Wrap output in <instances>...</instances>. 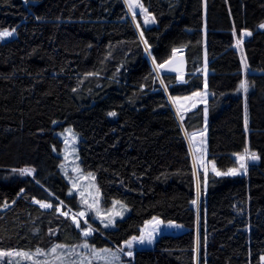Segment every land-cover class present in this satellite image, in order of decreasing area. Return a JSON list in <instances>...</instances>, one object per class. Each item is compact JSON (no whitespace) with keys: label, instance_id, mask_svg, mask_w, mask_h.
<instances>
[{"label":"trees","instance_id":"trees-1","mask_svg":"<svg viewBox=\"0 0 264 264\" xmlns=\"http://www.w3.org/2000/svg\"><path fill=\"white\" fill-rule=\"evenodd\" d=\"M139 2L155 23L139 16L134 23L123 0H0V32L14 34L0 38V250L83 240L55 209L60 202L78 208L56 136L71 127L82 169L95 175L103 203L130 210L113 229L94 223L99 233L89 244L119 248L157 217L186 231L161 235L130 264H264V0ZM245 32L251 35L243 39ZM240 39L251 87L248 146L258 159L244 177L198 174L200 191L204 182L206 189L196 255L195 174L183 130L201 128L204 109L187 113L181 126L166 92L202 89L203 73L160 80L155 67L174 49L204 44L208 159L225 172L246 147ZM25 168L32 177L17 173Z\"/></svg>","mask_w":264,"mask_h":264},{"label":"rangeland","instance_id":"rangeland-1","mask_svg":"<svg viewBox=\"0 0 264 264\" xmlns=\"http://www.w3.org/2000/svg\"><path fill=\"white\" fill-rule=\"evenodd\" d=\"M126 9L135 23L136 20L134 16H139L143 18L144 22L146 17L149 18L145 11H141L139 7H134L131 11H129V4L126 0H123ZM140 3V2H139ZM205 18V12H204ZM151 22L145 24L149 25ZM206 25L203 27V40L205 42L206 39ZM12 33V32H11ZM13 33L10 36L3 37V39H9L13 37ZM248 35H243V39H245ZM243 39H240L241 43L239 47H237V41L235 43V48L239 49L238 54L240 58V63L242 67V80L241 83H245L247 86V91L245 92L243 89H238V94L242 97L243 100V111H244V128L246 131V147L249 149L248 142V110H247V95L250 92L251 87L247 84V67L244 66L243 62L245 61L244 53L240 50L243 45ZM171 62L164 65L163 68L155 67L158 78L161 80L162 75H175V76H187L189 74H193L196 72L203 73V85L202 89L197 90L193 93L187 95H178L171 97L167 92V101L169 103L170 108L172 109L174 115L176 116L179 124L182 126V119L185 115L198 107L202 106L204 109V119L202 123V127L196 130H193L190 133H186L183 130L184 138L187 142L193 170L195 174V200L197 203L193 205L194 210L196 212V227H195V242L196 248L195 253L197 255L198 252V242H199V218H200V202L205 196V187L206 182H204L203 191H200V185L198 182V174L201 172L204 175V178L207 179L208 175H214L213 171L214 163L208 159V150H207V112H205L207 107V100L209 97V92L207 88V75L209 73L207 65L208 58L206 56L205 46L204 44L198 46H192L187 49H179L176 51L171 57ZM171 69V70H170ZM195 93H200V95H195ZM247 121V125L245 124ZM183 129V128H182ZM193 134H196L193 137ZM56 136L62 143V148L59 152V157L61 158V169L64 177L66 178L69 184V197H75L77 202V210H74L60 202L56 207V214L58 217L62 219H66L72 226L79 232L80 237L83 239L81 242L73 245L67 246L63 245V248H58L55 253L51 252L58 244H53L48 249H39L43 254L37 255V250L33 252H26L20 250H10L12 252H23L30 254L31 258L28 256H12V257H3L0 259V263H7L11 260V264H130V259L133 257L134 252L137 250H150L155 246V242L161 235H179L186 231V229L179 224L173 222H163L157 217H154L156 220H159L160 224H155L153 218L147 221L141 230L144 231V234L152 232V243L148 244L145 242L144 244H139L133 242V246L131 249L126 247V242H124L119 248H104L108 249V252H104V249H97L94 245L89 244L88 240L91 238L96 232L99 233L98 229L95 227L94 223L99 225L103 230H110L115 227V223L121 219L126 218L130 210L124 206L122 203H114L107 206L103 203V198L101 192L97 186L96 177L91 172H85L82 169L80 163V157L78 155V146H79V136L72 130L71 127H65L62 131L56 132ZM250 153H253L249 150ZM244 151L240 154H243ZM234 159L236 161V165L234 168L239 169V162L236 160V155H234ZM247 164V169L250 165L257 163L256 160H248L244 161ZM215 169L218 170L216 167ZM246 169V171H247ZM246 171L240 169V174L235 175L238 177H244L246 175ZM221 172V171H220ZM227 172V171H225ZM19 175L20 171L17 172ZM21 176H33V172L31 175H21ZM230 177H235L233 175H228ZM222 177V176H217ZM199 193V195H198ZM34 203V202H33ZM40 207L39 203H34ZM123 206V207H121ZM44 209V208H43ZM47 208L45 210H49ZM57 209L59 211H57ZM60 213H67V216L61 215ZM84 213L81 217L79 214ZM73 219L79 224L77 227V223H73ZM111 221V223H109ZM104 224H108V227H104ZM89 228L92 229V232L89 236L85 237L82 235L83 231H88ZM140 233L135 236L139 238L141 236ZM133 238V237H132ZM130 238L129 240H131ZM128 240V241H129ZM84 243L89 245L88 248L82 247ZM62 245V244H59ZM92 249H95L93 251ZM7 251V250H3ZM131 251L132 256L129 257L125 255L126 252Z\"/></svg>","mask_w":264,"mask_h":264},{"label":"snow or ice","instance_id":"snow-or-ice-1","mask_svg":"<svg viewBox=\"0 0 264 264\" xmlns=\"http://www.w3.org/2000/svg\"><path fill=\"white\" fill-rule=\"evenodd\" d=\"M126 2L129 4V11H131L134 7H139L141 9V11H145L143 9V5H141L139 3V0H126ZM135 18V16H134ZM146 23L148 22H151V23H155V20L154 19H149L146 17V20H145ZM261 28H264V25H261L260 26ZM12 33L11 32H8V31H4V32H0V38H3V37H6V36H10ZM243 35H251L250 32H245L243 33ZM141 36L143 37V34L141 33ZM146 43V42H145ZM241 41L240 40H237V47H239ZM176 51H179L177 49H174L173 52L175 53ZM171 61H168L167 63H170ZM155 63V61H154ZM244 63V66L247 67L246 65V62H243ZM158 68H163L164 65L161 64V65H157ZM171 70V69H170ZM178 79H182L181 77H178ZM240 88L243 89L245 92L247 91V86L245 85V83H241L240 85ZM195 95H200V93H195ZM206 112V110H205ZM110 115H115V113H110ZM245 124L247 125V121H245ZM196 134H193V137L195 136ZM245 159H248V160H256L258 159V157L256 156L255 153H250L249 152V149L247 147L244 148V153L243 154H239L237 153L236 154V160L239 162V169H236V168H232V169H229L227 172H220V171H217L215 169V166H213V171L215 172V174L217 176H228V175H238L240 174V169L242 170H245L247 169V164L244 162ZM33 172V169H30V168H25V169H21L20 170V174L21 175H31ZM199 195V193H198ZM34 203H39L40 204V207L41 208H44V209H47V208H51L52 205L51 204H48V203H43V202H38V201H33ZM114 203H119L118 201L114 202ZM197 203L196 200H193L192 201V204L195 205ZM123 207V206H121ZM57 211H59L57 209ZM61 215H65L67 216V213H60ZM81 217L84 215V213H80L79 214ZM155 224H160L161 222L159 220H156L155 218H153ZM73 223H77L75 219H73ZM109 223H111V221H109ZM109 225L108 224H104V227H108ZM77 227H79V224L77 223ZM92 232V229L89 228L88 231H83L82 232V235L87 237L91 234ZM133 242H136V243H139V244H144L145 242H147L148 244H151L152 243V232H149L147 233V235L144 234V231L141 230V236L139 238L137 237H133L131 240L127 241L126 242V247L128 249H131L132 246H133ZM64 246L63 245H56L53 249H51V252L52 253H55L56 250L58 248H63ZM82 247L84 248H88L89 245L87 243H84L82 245ZM93 251H95V249H92ZM104 252H108V249H104L103 250ZM37 255H42L43 253L37 249ZM28 256L29 258H31L30 254L28 253H23V252H12V251H3V250H0V259H2L3 257H12V256ZM125 255L131 257L132 256V252L131 251H128L125 253ZM262 260H264V257H262ZM7 264H11V260H9L7 262Z\"/></svg>","mask_w":264,"mask_h":264},{"label":"water","instance_id":"water-1","mask_svg":"<svg viewBox=\"0 0 264 264\" xmlns=\"http://www.w3.org/2000/svg\"><path fill=\"white\" fill-rule=\"evenodd\" d=\"M181 77L182 79H178L179 81H183L184 80V76H179Z\"/></svg>","mask_w":264,"mask_h":264},{"label":"crops","instance_id":"crops-1","mask_svg":"<svg viewBox=\"0 0 264 264\" xmlns=\"http://www.w3.org/2000/svg\"><path fill=\"white\" fill-rule=\"evenodd\" d=\"M172 56H173V55H172ZM170 60H171V59H170ZM170 60H169V61H170ZM165 64H167V62H166ZM165 64H163V65H165ZM246 65H247V64H246ZM207 66H208V65H207ZM247 71H248V67H247ZM247 71H246V72H247ZM208 74H209V73H208Z\"/></svg>","mask_w":264,"mask_h":264}]
</instances>
